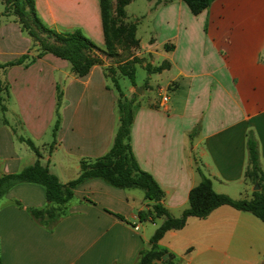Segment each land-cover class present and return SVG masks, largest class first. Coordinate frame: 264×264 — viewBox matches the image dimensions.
I'll use <instances>...</instances> for the list:
<instances>
[{
  "label": "crops",
  "instance_id": "0c3cea01",
  "mask_svg": "<svg viewBox=\"0 0 264 264\" xmlns=\"http://www.w3.org/2000/svg\"><path fill=\"white\" fill-rule=\"evenodd\" d=\"M35 2L48 27L81 30L104 47L99 0ZM126 10L140 18L135 55L147 72L124 92L136 95L131 145L140 168L164 191V207L172 217L182 216L190 190L201 181L198 168L217 193L251 198L254 184L245 176L250 132L264 170V0H214L199 14L184 0H132ZM3 11L0 64L25 54L29 59L0 67L9 88L7 111L0 112V174L17 173L39 158L66 184L78 177L82 159L110 150L119 94L102 65L78 76L66 59L33 57L32 38ZM163 63L168 65L159 72L145 66ZM21 138L31 140L41 156ZM153 203L141 188L89 178L74 189L67 214L50 230L29 211L48 206L44 186L17 183L0 199L3 264H134L165 219L140 217ZM158 245L167 256L159 264H263L264 221L223 205L205 218L190 216Z\"/></svg>",
  "mask_w": 264,
  "mask_h": 264
},
{
  "label": "trees",
  "instance_id": "16d2710c",
  "mask_svg": "<svg viewBox=\"0 0 264 264\" xmlns=\"http://www.w3.org/2000/svg\"><path fill=\"white\" fill-rule=\"evenodd\" d=\"M4 6V15H14L19 19L23 30L29 31V23H32L38 30L46 33L48 38L54 39V45L44 46L38 57L47 53H52L57 57L68 60L71 63L72 70L78 76H85L91 68L100 63L98 57H92L87 54L89 49L103 50L98 47L81 30L75 31H57L48 27L39 17L36 10L35 0H0ZM130 0H118L117 13L124 15V7ZM214 0H184L194 14L204 11ZM100 12L104 31V45L107 52L114 50V35L116 33L114 8L112 0H99ZM13 6V7H12ZM30 32V31H29ZM32 34V33H30ZM31 36H34L33 34ZM134 38V37H133ZM104 51V50H103ZM29 56H21L16 61L6 64H0V67H6L15 64H22ZM168 64L163 63L160 66H146L148 72H159ZM124 71V72H123ZM123 74L111 76L112 82L119 91L118 110L119 126L114 137L110 150L97 158H84L80 161V173L77 178L66 184L60 182L58 177L50 172L48 166L41 164L38 160L29 166H26L17 173L3 174L0 176V199L15 184L20 182H34L44 186L46 196L49 201L47 207L30 208L32 217L42 226L53 229L56 223L67 214L68 204L73 198L74 189L89 178L99 177L119 188H141L145 191L146 198L154 202L152 209L141 211L140 217L143 219H155L164 217V221L155 230L150 239V247L141 249L137 261L134 264H159L162 261L166 251L161 250L158 243L164 235L170 230L183 228L190 216L198 218L207 217L216 208L229 205L238 210L248 211L264 221V170L260 162V153L258 142L253 132L248 134V167L245 176L254 184L259 185V189L253 192L251 198L235 199L227 194L217 193L213 188L212 180L205 176L201 169L200 183L192 188L189 193V207L184 210L182 216L172 217L164 207L162 201L165 193L148 172L142 170L136 160L131 145V128L134 120L133 109L136 105V95L126 96L120 89L119 79L128 76L132 84H136V69L132 68L130 72L124 68ZM9 96V88L0 79V112L7 111L6 101ZM61 92H58V109L61 103ZM60 116L58 113L57 121L53 128V135L60 126ZM5 122H7L5 120ZM25 141L37 154L41 156L34 143L25 138ZM54 143L50 145V151ZM20 204L19 201H17ZM170 262V258L166 259ZM0 264H3L0 249ZM264 264V262H263Z\"/></svg>",
  "mask_w": 264,
  "mask_h": 264
},
{
  "label": "rangeland",
  "instance_id": "374dc122",
  "mask_svg": "<svg viewBox=\"0 0 264 264\" xmlns=\"http://www.w3.org/2000/svg\"><path fill=\"white\" fill-rule=\"evenodd\" d=\"M132 1V0H130ZM129 1V3H130ZM128 3V4H129ZM113 8H114V18L116 19L115 25H117L116 28V33H115V46L114 50L112 52H107L106 51V46L104 45L102 51L101 50H96V49H89L87 50V54L91 55L92 57H98L100 60V63L96 65H102L104 67V70L106 74L110 77L115 76L117 74L121 75L123 74L122 71L124 68L127 69L128 72L132 68L136 69V76L135 80L138 83L143 82L146 77H147V72L145 69H143L140 66H137L138 64L142 65L143 59L140 58L136 54V50L139 48V40L137 37V26H138V21L140 20L139 17L130 15L127 13V6L128 4L124 7V15L118 14L117 13V7H118V0H112ZM13 7V6H12ZM3 8V4L0 1V9ZM14 16V15H12ZM15 17V16H14ZM15 20L19 23V19L15 18ZM19 20V21H18ZM29 23V31L24 30L27 32V34L32 38L33 41V48H32V54L33 57L37 56L42 52V49L44 46H49V45H54L55 41L52 38H48L46 33L40 31L37 29V27L32 23V21H27ZM20 24V23H19ZM21 26V24H20ZM32 33L34 36H31ZM134 37V38H133ZM52 54V53H50ZM54 55V54H53ZM151 64H146L145 66ZM157 67V66H155ZM73 71V70H72ZM74 72V71H73ZM124 72V71H123ZM121 73V74H120ZM74 74H76L74 72ZM120 89L124 93L126 89L131 85V79L128 76H123L120 78ZM111 86L116 90V92L119 91L116 87V85L111 81ZM259 148V147H258ZM263 169V168H262ZM1 176V174H0ZM254 184V183H253ZM255 184H254V189H255ZM255 191V190H254Z\"/></svg>",
  "mask_w": 264,
  "mask_h": 264
},
{
  "label": "built area",
  "instance_id": "2783aa9c",
  "mask_svg": "<svg viewBox=\"0 0 264 264\" xmlns=\"http://www.w3.org/2000/svg\"><path fill=\"white\" fill-rule=\"evenodd\" d=\"M169 101V94L168 92H164V94L161 96V105L162 107H166V103Z\"/></svg>",
  "mask_w": 264,
  "mask_h": 264
},
{
  "label": "water",
  "instance_id": "95a60500",
  "mask_svg": "<svg viewBox=\"0 0 264 264\" xmlns=\"http://www.w3.org/2000/svg\"><path fill=\"white\" fill-rule=\"evenodd\" d=\"M140 91H142L141 90V88L140 87H138L137 88V92H140ZM259 189V185L258 184H256V186H255V190H258ZM167 256H164V258H166Z\"/></svg>",
  "mask_w": 264,
  "mask_h": 264
}]
</instances>
